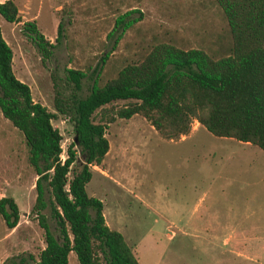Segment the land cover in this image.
<instances>
[{
	"label": "rangeland",
	"instance_id": "obj_1",
	"mask_svg": "<svg viewBox=\"0 0 264 264\" xmlns=\"http://www.w3.org/2000/svg\"><path fill=\"white\" fill-rule=\"evenodd\" d=\"M13 1L18 21L0 16L11 68L28 85L32 100L54 113L51 124L61 135V158L73 135L72 123L54 109L56 97L73 91L64 79L65 68L86 73L77 90L83 96L105 52L100 82L156 42L201 48L213 57L231 42L214 0ZM126 11L125 19L135 20L122 32L114 19ZM26 20H33L53 44L48 58L21 30ZM128 101L115 99L103 107L113 111ZM104 131L108 147L99 164H90L85 190L101 200L105 223L121 232L139 264H264V149L215 136L195 119L174 140L160 137L140 114L116 116ZM26 155L21 133L0 114V196L13 197L18 220L26 215L30 225L25 224L27 234L22 224L16 227L17 239L3 238L6 226L0 217V264H35L43 242L30 210L36 176ZM76 169L71 166L67 176ZM42 212L54 232L48 207ZM67 264H78L73 251Z\"/></svg>",
	"mask_w": 264,
	"mask_h": 264
},
{
	"label": "trees",
	"instance_id": "obj_2",
	"mask_svg": "<svg viewBox=\"0 0 264 264\" xmlns=\"http://www.w3.org/2000/svg\"><path fill=\"white\" fill-rule=\"evenodd\" d=\"M214 1L226 19L231 40L217 57L197 47L156 42L140 58L124 63L100 82L105 52L91 70L90 86L83 96L77 90L86 73L65 68L64 79L73 91L65 98L56 97L54 109L72 123L76 141L67 144L63 158L61 135L51 124L54 113L33 101L28 85L14 75L11 49L0 30V114L21 133L27 162L36 176L30 210L42 230L44 245L35 264H67L69 251L78 264H139L121 232L105 223L101 200L85 190L90 164H99L108 147L105 126L116 116L140 114L160 137L173 140L186 134L195 119L215 136L264 149V0ZM129 12L114 19L122 32L135 20L125 19ZM0 16L8 22L18 21L13 0L0 1ZM60 29L58 23L56 38ZM21 30L41 57L48 58L53 44L34 21H23ZM115 99L129 101L113 111L103 107ZM96 109L99 119L95 121ZM74 164L77 169L68 177ZM47 207L54 232L42 212ZM18 216L14 199L0 196L5 226L13 227Z\"/></svg>",
	"mask_w": 264,
	"mask_h": 264
},
{
	"label": "crops",
	"instance_id": "obj_3",
	"mask_svg": "<svg viewBox=\"0 0 264 264\" xmlns=\"http://www.w3.org/2000/svg\"><path fill=\"white\" fill-rule=\"evenodd\" d=\"M246 143H249V142H246ZM250 144V143H249ZM253 145V144H252ZM256 146V145H255ZM258 147V146H257ZM3 180L4 181H6V179H5V177H3ZM13 198V197H12ZM23 212V211H22ZM25 222V223H24ZM29 219L26 217V215L22 218V219H19V220H17V223L13 226V227H11V228H7L6 227V232H5V234H4V237L3 238H16L17 239V230H16V227L17 226H19L20 224H22L23 226H25V233L28 231V227H26V223L28 224V226H30L29 225ZM27 234V233H26ZM43 245H44V243L42 242L41 243V247H40V249L43 247Z\"/></svg>",
	"mask_w": 264,
	"mask_h": 264
},
{
	"label": "water",
	"instance_id": "obj_4",
	"mask_svg": "<svg viewBox=\"0 0 264 264\" xmlns=\"http://www.w3.org/2000/svg\"><path fill=\"white\" fill-rule=\"evenodd\" d=\"M72 141H76V137L75 136L72 137Z\"/></svg>",
	"mask_w": 264,
	"mask_h": 264
}]
</instances>
